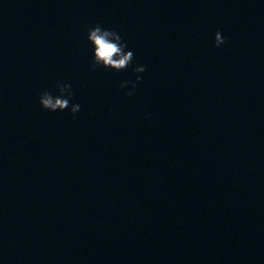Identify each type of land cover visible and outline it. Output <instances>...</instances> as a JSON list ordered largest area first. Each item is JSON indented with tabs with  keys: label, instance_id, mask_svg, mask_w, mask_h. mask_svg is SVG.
Returning <instances> with one entry per match:
<instances>
[{
	"label": "water",
	"instance_id": "obj_1",
	"mask_svg": "<svg viewBox=\"0 0 264 264\" xmlns=\"http://www.w3.org/2000/svg\"><path fill=\"white\" fill-rule=\"evenodd\" d=\"M0 264H264V0H0Z\"/></svg>",
	"mask_w": 264,
	"mask_h": 264
},
{
	"label": "clouds",
	"instance_id": "obj_2",
	"mask_svg": "<svg viewBox=\"0 0 264 264\" xmlns=\"http://www.w3.org/2000/svg\"><path fill=\"white\" fill-rule=\"evenodd\" d=\"M86 40L92 50L91 70L99 67L119 72L132 65L134 54L132 51L126 50L127 45L116 30L106 29L96 24L87 29ZM213 43L215 47H220L227 43V39L218 30L214 33ZM145 70V67L142 65L132 67L133 73H143ZM141 79L140 75H136L135 81H123L119 84V88L123 89L130 85L131 91L125 92L124 95L132 96ZM55 88L58 95H52L48 91L40 93L38 96L39 105L50 112L68 109L71 114L77 113L80 110V105H70V100L73 96L71 85L57 82Z\"/></svg>",
	"mask_w": 264,
	"mask_h": 264
}]
</instances>
